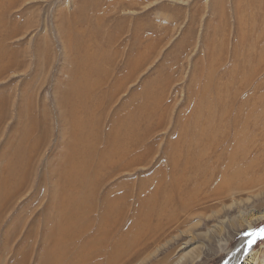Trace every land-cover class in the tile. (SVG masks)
Masks as SVG:
<instances>
[{
	"label": "rangeland",
	"instance_id": "obj_1",
	"mask_svg": "<svg viewBox=\"0 0 264 264\" xmlns=\"http://www.w3.org/2000/svg\"><path fill=\"white\" fill-rule=\"evenodd\" d=\"M250 212H264V0H0V264H42L63 218L86 217L56 232L65 263L127 248L120 262L224 264L264 226L229 227Z\"/></svg>",
	"mask_w": 264,
	"mask_h": 264
},
{
	"label": "bare ground",
	"instance_id": "obj_2",
	"mask_svg": "<svg viewBox=\"0 0 264 264\" xmlns=\"http://www.w3.org/2000/svg\"><path fill=\"white\" fill-rule=\"evenodd\" d=\"M188 160H186V163H188ZM112 161V160H111ZM110 162V161H109ZM110 165V164H109ZM101 168V167H100ZM237 171V170H236ZM192 173V172H191ZM229 173V171H228ZM233 173V172H232ZM226 174V173H225ZM198 175V176H197ZM234 175H238V174H234ZM96 176V175H95ZM200 177V175L197 173L195 174H190V173H180L178 175V182H174L175 184H177L179 186L180 184H190V180L192 177ZM210 176V175H209ZM208 174L205 173L203 178L204 181L203 183H207L209 180H211L209 178ZM227 176V174H226ZM84 177V175H83ZM83 177L81 178L84 185H83V189L82 192L80 193L79 196V201L81 203V206L83 207L85 201L87 199L91 200L92 203V198H93V194L88 191H86V180L83 179ZM212 177V176H211ZM235 177V176H234ZM97 178V177H96ZM175 178V177H174ZM201 178V177H200ZM220 178V177H219ZM231 178V177H230ZM236 179L238 180V177H236ZM236 179H234V181H236ZM232 180V179H231ZM231 180H227L225 179V176L223 179L220 180V182H218L219 186L221 185V182L223 183V181H225L221 187L224 188V191H222L223 193H226L227 191L230 192V190H232V182ZM247 182V181H246ZM250 182V181H248ZM245 184V186L243 187V185H241V188H245L247 186H249L250 183ZM202 184V182L198 185L200 186ZM238 185V184H237ZM251 189V186H249ZM238 188V187H237ZM253 188V187H252ZM177 190V187L174 186V191ZM193 190V188H191V191ZM235 190V189H234ZM239 190V189H238ZM262 191V190H261ZM232 192V191H231ZM96 193V192H94ZM222 194V193H221ZM216 195V194H215ZM156 196V195H155ZM110 197V196H109ZM218 197V196H217ZM225 197V195L223 196ZM221 198V197H220ZM194 200V199H193ZM91 206V205H90ZM111 203L106 202L104 204V208L102 209V211L100 213H102L101 218H91V219H95V221H97V226L106 228L108 225V221H110L111 218H102L104 215L108 216L109 214L112 213L111 209ZM230 208V206H229ZM115 210V209H114ZM217 213V212H216ZM219 213V212H218ZM240 218H234V219H228V225L230 228H235V227H244L243 225H246L245 227L247 228H252L253 225L260 221V220H264V212H259L257 214L250 212L249 214H243V213H239ZM87 216V215H86ZM65 219V221H67V223H65V225L63 226V228H55V230H53V232L55 233L53 235V241H52V245H50L46 251H47V255L45 258H43L42 260V264H68L65 263V260L67 259V252H64L63 249V245L66 242H63L59 240V236L56 237V232L61 235L62 237L66 236L64 234H66L69 230L71 231H78L80 230V228H85V227H89L90 226V218H78L75 219V221L71 222L70 218H63ZM124 218H122L119 222L123 221ZM111 223V222H110ZM224 224V222H223ZM222 224V225H223ZM131 226V225H130ZM134 226V225H133ZM225 226V225H224ZM116 228V227H115ZM90 229V228H89ZM221 229V227H220ZM261 230H264V226L261 227L260 229H258L257 231L249 234L246 238H243L241 240H239L236 249L234 250L232 256L228 259H226L224 264H250L251 262H253V256L256 255L257 251H254V247L253 245H255L254 243L257 241L258 237L261 235ZM52 232V233H53ZM114 232V231H113ZM107 233V232H106ZM111 233V232H110ZM108 235V234H107ZM109 236V235H108ZM65 238V237H64ZM105 238V237H104ZM125 238V237H124ZM93 239V238H92ZM96 239V238H95ZM94 241V240H93ZM98 241V240H97ZM116 241V240H115ZM119 241V240H118ZM121 241V240H120ZM114 242V241H113ZM98 243V242H96ZM105 243V242H104ZM102 244V243H101ZM92 245V244H91ZM103 246V244H102ZM127 246V245H126ZM105 247V246H104ZM100 249V248H98ZM107 249V248H105ZM113 251V250H112ZM105 251V255H107V260L106 264H128L127 262L130 263V261H133L135 258H132L135 254L133 253V255L131 254V258H128L126 260H124L123 262H120L119 260L122 258V256H124V254H128L129 249H122L120 251V253H117L116 257H115V251ZM45 253V252H44ZM43 254V253H42ZM46 255V254H45ZM77 255L80 256V258H82V260L84 261V263L82 264H90V263H85V256L86 254L84 253V251H82V253L77 252L75 254L76 258ZM41 256V255H40ZM44 256V255H42ZM79 258V259H80ZM78 259V260H79ZM38 260V259H37ZM77 260V261H78ZM136 260V259H135ZM145 260V259H144ZM143 260V261H144ZM181 260V259H180ZM41 261V260H40ZM140 261L134 263V264H139ZM179 262V261H178ZM141 263V262H140ZM39 264V263H38ZM41 264V263H40ZM71 264V263H70ZM80 264V263H77Z\"/></svg>",
	"mask_w": 264,
	"mask_h": 264
},
{
	"label": "snow or ice",
	"instance_id": "obj_3",
	"mask_svg": "<svg viewBox=\"0 0 264 264\" xmlns=\"http://www.w3.org/2000/svg\"><path fill=\"white\" fill-rule=\"evenodd\" d=\"M262 236H264V230H261V233H260Z\"/></svg>",
	"mask_w": 264,
	"mask_h": 264
}]
</instances>
